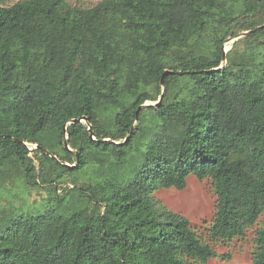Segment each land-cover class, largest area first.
<instances>
[{
    "label": "trees",
    "instance_id": "trees-1",
    "mask_svg": "<svg viewBox=\"0 0 264 264\" xmlns=\"http://www.w3.org/2000/svg\"><path fill=\"white\" fill-rule=\"evenodd\" d=\"M9 1L0 190L20 180L50 197L36 212L0 207V264H208L213 247L155 195L190 176L213 182L212 240L257 224L264 0ZM166 70L184 73L165 76L159 107H141L160 99ZM255 242L251 264H264V228Z\"/></svg>",
    "mask_w": 264,
    "mask_h": 264
},
{
    "label": "rangeland",
    "instance_id": "rangeland-1",
    "mask_svg": "<svg viewBox=\"0 0 264 264\" xmlns=\"http://www.w3.org/2000/svg\"><path fill=\"white\" fill-rule=\"evenodd\" d=\"M18 1L20 0H11L8 5ZM66 1L72 7L91 8L103 0ZM240 37L228 38L224 47L225 51H229ZM157 101L150 100L146 103ZM69 185V183H65L63 186H58V193L64 194V188ZM6 186L0 190V207L10 204V207L18 208L19 212H36L50 197L48 189L39 187L26 189L20 180L8 181ZM155 195L169 210L188 218L199 237L213 247L217 256L210 259L208 264H251L257 246L256 232L258 229L264 228V214L259 218L257 224L246 230L243 236L228 241L212 240L209 230L216 212L217 195L210 178L201 181L195 176H190L185 189H160ZM16 215L14 212L10 217Z\"/></svg>",
    "mask_w": 264,
    "mask_h": 264
},
{
    "label": "water",
    "instance_id": "water-1",
    "mask_svg": "<svg viewBox=\"0 0 264 264\" xmlns=\"http://www.w3.org/2000/svg\"><path fill=\"white\" fill-rule=\"evenodd\" d=\"M248 33V31H246V32H244V33H242L241 35H239V36H242V35H245V34H247ZM239 36H237V37H239ZM230 39H233V38H230ZM229 39V40H230ZM227 52V51H226ZM225 52V53H226ZM226 57V54L224 55V58ZM179 74V75H181V74H183L184 72L183 71H174V70H166L164 73H163V76H162V85H163V92H162V95H161V97H160V99L157 101V102H155V103H144L141 107H143V106H150V105H152V106H157V107H159L160 105H161V103H162V99H163V96H164V94H165V91H166V89H165V86H164V83H165V76H167V75H169V74ZM82 121H86L87 119H86V117H83L82 119H81ZM89 129H90V131H92L91 130V127H89ZM93 135V134H92ZM65 145H66V147L69 149V150H71V148H70V146H69V144H68V137L66 138V140H65ZM70 166H75V165H70Z\"/></svg>",
    "mask_w": 264,
    "mask_h": 264
}]
</instances>
